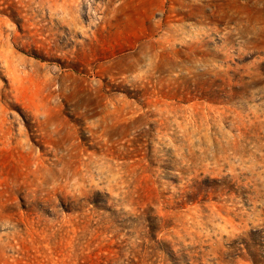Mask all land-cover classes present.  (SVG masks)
I'll use <instances>...</instances> for the list:
<instances>
[{
  "label": "rangeland",
  "instance_id": "obj_1",
  "mask_svg": "<svg viewBox=\"0 0 264 264\" xmlns=\"http://www.w3.org/2000/svg\"><path fill=\"white\" fill-rule=\"evenodd\" d=\"M0 264H264V0H0Z\"/></svg>",
  "mask_w": 264,
  "mask_h": 264
}]
</instances>
